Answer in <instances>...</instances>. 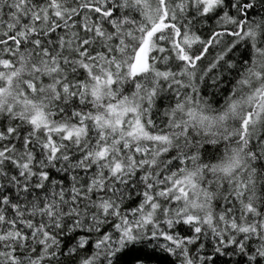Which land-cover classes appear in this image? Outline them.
Listing matches in <instances>:
<instances>
[{"label":"snow or ice","instance_id":"6c2138e0","mask_svg":"<svg viewBox=\"0 0 264 264\" xmlns=\"http://www.w3.org/2000/svg\"><path fill=\"white\" fill-rule=\"evenodd\" d=\"M0 264H264V0H0Z\"/></svg>","mask_w":264,"mask_h":264}]
</instances>
